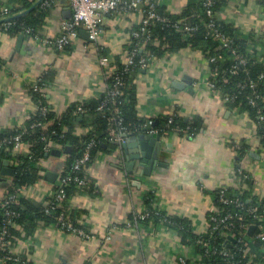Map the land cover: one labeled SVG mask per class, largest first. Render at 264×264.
<instances>
[{
  "label": "crops",
  "instance_id": "crops-1",
  "mask_svg": "<svg viewBox=\"0 0 264 264\" xmlns=\"http://www.w3.org/2000/svg\"><path fill=\"white\" fill-rule=\"evenodd\" d=\"M28 1H34L30 9L25 8ZM40 1L0 0V5L27 14ZM188 1L161 0L160 4L166 12L180 14ZM263 2L228 0L218 17L241 37L256 42L264 63ZM72 14L69 1L59 0L40 17L39 39L25 31L0 34V134L26 126L38 107L31 91L44 76L47 79L40 93L57 116L99 100L107 88L100 58L110 56L114 65L125 62L133 33L144 19L142 7L130 13H107L97 40L81 28L71 45L58 50L46 41L61 35L62 24L71 20ZM209 80L205 55L189 47L152 58L147 68L136 72L132 84L141 119L157 124L178 115L195 125L196 131L160 134L159 148L148 139H137L131 148L119 146L112 152H99L85 171L87 186L72 195L67 208L70 219L93 232L96 239L84 240L55 225H39L33 235H23L13 244L11 252L23 259L14 264H178L180 257L191 263L201 262L203 256L182 243L178 230L170 228L165 220L147 219L151 212L149 197L153 210L186 220L196 235L208 230L209 217L217 209L214 193L219 188L241 187L259 201L264 200V145L257 122L212 92ZM91 120L87 118L86 126H77L75 132L88 133ZM144 134L159 135L150 133L144 125L132 136ZM66 148L56 145L53 150H60L61 155H50L36 165L41 167L39 181L23 189L20 197L38 203L52 197L70 152H65ZM30 150L23 143L14 156H26ZM0 159L8 160L15 169V161ZM45 170L58 174L54 183L42 178ZM13 179L0 175V199ZM240 179L242 186H238Z\"/></svg>",
  "mask_w": 264,
  "mask_h": 264
},
{
  "label": "trees",
  "instance_id": "trees-1",
  "mask_svg": "<svg viewBox=\"0 0 264 264\" xmlns=\"http://www.w3.org/2000/svg\"><path fill=\"white\" fill-rule=\"evenodd\" d=\"M227 1L215 0L213 12L218 13L226 5ZM160 2L161 0H159L155 7L156 12L167 19V21L152 20L145 27L146 32H141L139 38L132 37L129 50L136 48L137 44L140 43V46L137 47V59L144 56L146 52H149L152 58H159L168 53H176L188 47L202 52L210 66V80L217 84L222 97L229 96V100L226 103L232 108H238L242 112H247L258 123L259 111L262 110L264 112V81H259V76L264 73V63L260 60L261 53L256 48V42L249 38L241 37L230 24L219 20L217 21V25L225 36L232 41L230 49L219 50L220 42L212 36L211 30L206 27L211 18L206 14L203 4L204 0H189L180 14L166 12V8L161 6ZM33 6L34 1L30 3L28 1L25 4V8L27 9ZM48 10L43 9L41 5L27 14H22V10H12V14L15 16V24L7 33L17 35L29 27L33 28L35 34H37V23L40 17ZM142 10L146 11L147 7L143 6ZM177 24L180 26L192 25L198 28L193 32H185L176 27ZM142 27L141 24L136 31H140ZM233 50L245 59V64H241L239 60L234 58ZM115 66L117 72L114 76L107 79V84L112 85L118 75L123 78L126 85L121 88L122 95L117 99V102H109L102 110L99 108L106 98V92L95 103L81 106L84 109L83 112H79L78 108L75 107L68 110L62 116H57L49 108L40 90L35 91L32 89V97L39 110L27 121L25 127L13 133L0 134V138H4L23 133L22 142L30 145L31 149L30 153L26 156H14L10 148L8 150L0 149L1 157L16 162V173L12 185L3 198L12 195L19 189H26L35 185L39 181V173L41 171V167L36 165H39L42 160L52 155V151L56 145L70 147L69 155L64 162V169L61 173V176L64 177L74 175L72 173L73 165L83 156L87 146L93 143V146L90 148V161L77 173L88 184L85 171L97 154L101 151L112 152L119 148V144L113 141L110 135L111 128L116 127V124L111 121L114 114L122 118L123 126L127 129V134H137L144 129V125L149 120L141 119L137 115V94L132 84L134 74L142 68L139 65L127 67L125 62H117ZM44 79H47V77L44 76ZM43 80L39 83L40 88L42 83H44ZM252 82H259L256 89L250 87ZM256 94L260 95V99L258 100V106H253L250 99L254 98ZM42 107L46 108L47 112H42L40 110ZM116 108L118 112L115 111ZM81 117L82 119L79 120ZM87 118L92 119L88 125L90 128L89 132L78 135L75 132V128L77 126L85 127ZM170 119H172V122H170ZM153 122L155 123V120ZM154 127L161 129L160 134L163 135L171 132L173 128H179L180 130L187 129V134L196 131L195 125L191 126L190 123L184 122L178 115L168 116L160 120L159 123L154 124ZM258 130L261 142L264 145V132L259 128ZM179 133L181 135L184 134L181 131ZM48 146H50L49 152L46 151V147ZM243 184L244 182L240 179L238 186H242ZM86 186L77 182H69L63 186L66 198L59 202L58 207L51 213L46 212V204L53 197H50L45 203H38L31 199L20 197L9 205H0V236H3L6 231V240L10 241L11 245H13L21 238L33 235L39 225H56L62 213L69 216L67 208L68 201L72 195ZM60 189L59 186H56L54 187V192L58 193ZM235 194L246 207L243 211L233 205H223L219 200V193L216 191L214 199L220 213L216 214L213 212L211 215L221 217L226 214H242L244 216L243 221L234 220L230 228L213 231L214 222L209 220V230L203 236L194 234L186 220L172 218L166 216L164 212L159 211V213L153 210L151 206L152 197L147 199L148 206L150 207L149 211H151L147 219L157 222L165 220L170 228L178 230L182 243L195 248L197 253L203 256L201 264H222L225 262L219 255L206 254V251H210L214 247L226 249L234 256L228 262L230 264H262L264 263V254L261 253V249L264 244L256 236L261 231V227L264 228V200L259 201L246 190H242L241 187L228 188L227 195L229 197H233ZM149 196H152V194L150 193ZM250 207H257V214L261 218H256L248 212L247 208ZM8 212H10V216H8ZM243 222L250 223V227H256L253 234L249 232L250 229L244 230L240 228V223ZM233 232L236 233V237L230 239V233ZM201 238L208 241V246H203L199 243ZM244 241L249 243L248 252L245 257L240 251L243 248ZM9 254H11L9 248L0 252V264L1 260ZM4 264L14 263L7 261Z\"/></svg>",
  "mask_w": 264,
  "mask_h": 264
},
{
  "label": "built area",
  "instance_id": "built-area-1",
  "mask_svg": "<svg viewBox=\"0 0 264 264\" xmlns=\"http://www.w3.org/2000/svg\"><path fill=\"white\" fill-rule=\"evenodd\" d=\"M59 0H41L40 5L43 9H50L54 7ZM73 14L71 20L65 21L62 24V32L61 35L54 40L46 41L48 44L54 46L58 50H63L67 46L71 45L79 36V29L83 28L87 30L90 34V37L92 40H97L101 26L104 22V16L107 13L111 12H124V13H130L134 10H137L139 7L146 6L147 10L143 11L144 19L142 22V28L140 31H136L133 33L134 38H139L141 36V32H146V26L152 21H163L166 22L167 19L163 18L161 15H159L156 12L155 7L157 6L159 0H68ZM204 7L206 14L210 16L211 20L206 24V27L211 30L212 36L220 42L219 50L222 49H230L232 46V41L228 39L225 34L221 31L219 26L217 25V21H219L218 13L213 12V6L215 5V0H204ZM15 24V16L12 14V9L8 5H0V34L7 33L8 30ZM180 30H184L185 32H193L197 30V26L192 25H184L180 26L177 24V26ZM25 33L33 35L34 38L39 39V36L35 34V31L33 28H26ZM140 46V43L137 44V47ZM137 47L133 48L132 50H128L125 64L127 67L132 65H139L142 69L147 68L150 63L152 62V57L149 52H146L144 56H141L139 59H137ZM233 55L236 60H239L241 64H245V59L240 56L235 50H233ZM100 65L102 69L104 70V74L106 78H110L114 76L117 72L116 66L112 63V60L110 56H102L100 58ZM259 81H264V73H262L259 76ZM259 82H252L251 88L256 89L258 87ZM126 85L125 81L122 77L116 76L115 81L112 85L107 84L106 88V98L103 100L102 105L100 106V110L104 109L107 104L110 102H117V99L122 95L121 88ZM208 86L210 90L214 93H218L221 95L220 90L217 87V84L213 81L208 82ZM34 90L39 91V83L37 82L34 84ZM222 96V95H221ZM229 96L226 95L225 97H222V99L227 102L229 99ZM260 99V95L256 94L254 98L250 99V102L253 106H258V100ZM39 110L37 107L36 112ZM42 112H47V109L42 107L40 109ZM79 112H83L84 109L82 107L78 108ZM116 112H118V109H115ZM114 117L111 118V121L116 124V127H112L110 130V135L113 141L119 144V146H122L126 142L125 135L127 134V129L123 126L122 118H119V115H113ZM32 116L29 118L31 119ZM170 122H172V119H170ZM257 126L259 129H261L264 132V112L262 110L259 111L258 114V123ZM145 128L149 129V132L152 134H160L161 129L154 127L153 120H149L145 124ZM172 132L179 133L180 131L184 134L188 133V130H180L179 128H173L171 130ZM23 133L17 134L15 136L11 137H4L0 138V149L8 150L9 148L12 149V153L20 148L23 145L22 142ZM30 146V145H29ZM93 146V143H90L86 150L83 153V156L75 162V164L72 167V173L74 175H68V176H61L59 178V181L57 182V186H59L61 189L58 191V193H53L52 197L53 199L46 204V212L51 213L53 212L57 207L59 202L63 201L66 198L65 190L63 189V186H65L69 182H77L81 185H86L85 179L80 178L77 173L81 171L82 167L90 161V148ZM238 146L236 145V148ZM46 151H50V146L46 147ZM30 153V152H29ZM23 190V189H22ZM21 189L17 190V192L13 193L12 195H9L5 198L0 199V205H9L12 202L17 201V199L21 196ZM228 187L224 186L218 189L219 193V200L223 205H233L238 208H240L242 211L246 208L244 203L241 202L239 198H237V195L233 197H229L227 195ZM4 200V201H3ZM264 206V205H263ZM247 211L253 214L256 218H261L260 215L257 214L258 208L257 207H250L247 208ZM214 213L219 214L220 210L217 208ZM8 216H10V212L7 213ZM244 216L236 215V214H226L225 216L217 217L214 215H211L209 220L214 222V225L212 227V230H222L225 228H230L233 224V221H243ZM260 220V219H259ZM57 228L64 232H68L70 234L79 236L83 238L84 240H92L96 239V235L93 232H87L84 228L75 225V223L69 218L68 215H65L62 213L60 217L58 218V222L55 225ZM240 228L244 230H249L250 223L243 222L240 223ZM209 230V229H208ZM207 230V231H208ZM6 234L7 232H4L3 236H0V252L7 250L9 248L10 252L12 250V246L10 241L6 240ZM205 234V233H204ZM202 234L201 236H203ZM236 233H230V238H235ZM257 239L263 242L264 244V228L261 227V231L256 236ZM199 243L203 246H208V241H205L203 238L199 240ZM249 248V243L247 241L243 242V248H241V252L243 256L245 257L247 255ZM264 248V245H263ZM207 255H219L223 258V260L228 263L230 260L234 257L228 250L223 248H213L210 251H206ZM13 262V263H22L23 259L18 254H14L11 252L8 256H5L1 260V264H4L5 262ZM202 262V261H201ZM200 261L196 263H191L188 261L186 257H180L178 260V264H201Z\"/></svg>",
  "mask_w": 264,
  "mask_h": 264
},
{
  "label": "water",
  "instance_id": "water-1",
  "mask_svg": "<svg viewBox=\"0 0 264 264\" xmlns=\"http://www.w3.org/2000/svg\"><path fill=\"white\" fill-rule=\"evenodd\" d=\"M24 35H25L24 33L21 35V39H22V37ZM179 87H180V85H179ZM125 138H126V142L122 145L125 149L126 148H131L132 147V143L136 142L137 139H140V140L148 139V140H150L151 143L155 144L157 146V148H159L161 146V144H162L161 143V135L160 134L156 135V136H152V137H149V136L144 134V135L138 136V138L135 137V136H132V134H126ZM69 151H70V147L68 146L66 148L65 152H69ZM61 153L62 152L60 150H53L52 151V155H61ZM15 173H16V170L14 168L10 167V162L8 160L2 161L0 159V175L1 174H3V175L5 174V175H9V176H14ZM42 178H44L45 180H47V181H49L51 183H54L57 180V178H58V174L55 173V172H52V171H46L45 170V174L42 176ZM255 229H256V227L253 226V227L250 228L249 232L251 234H253ZM230 239H232V238H230ZM222 264H230V263L224 262Z\"/></svg>",
  "mask_w": 264,
  "mask_h": 264
}]
</instances>
